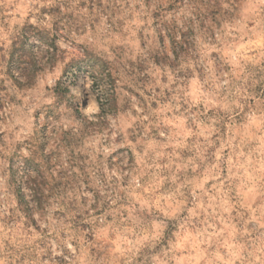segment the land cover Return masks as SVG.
<instances>
[{
	"label": "rangeland",
	"instance_id": "obj_1",
	"mask_svg": "<svg viewBox=\"0 0 264 264\" xmlns=\"http://www.w3.org/2000/svg\"><path fill=\"white\" fill-rule=\"evenodd\" d=\"M0 264H264V0H0Z\"/></svg>",
	"mask_w": 264,
	"mask_h": 264
}]
</instances>
